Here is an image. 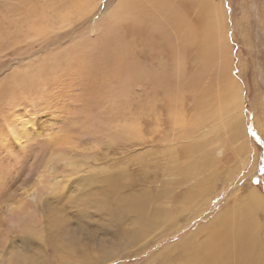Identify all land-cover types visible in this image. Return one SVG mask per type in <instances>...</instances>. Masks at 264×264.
Listing matches in <instances>:
<instances>
[{
	"label": "rangeland",
	"instance_id": "1",
	"mask_svg": "<svg viewBox=\"0 0 264 264\" xmlns=\"http://www.w3.org/2000/svg\"><path fill=\"white\" fill-rule=\"evenodd\" d=\"M4 1L0 264H154L151 257L160 256L168 243L216 219L222 225L250 190L264 204V0H210L220 5L219 31L231 49L226 52L231 74L241 86L236 124L242 132L233 138L226 124L234 120L237 107L224 102L213 65L204 66L198 58V43L171 32L169 22L162 34L154 23L162 28L163 20L154 21L151 31L139 15L140 31L135 33L124 27L134 18L122 15L120 21L118 0H89L92 10L83 13L81 5L71 25L56 26L51 39L32 43L31 0H12V7ZM177 1L197 28L196 7L187 10L188 4ZM109 10L114 13L103 18ZM53 16L49 12L48 20ZM110 20H119L113 21L116 30ZM8 21L16 22V29ZM80 33L86 34L76 42L75 53L76 45L70 43ZM118 56H128L129 69L110 59ZM63 59L72 68L54 76ZM12 128L20 133L18 138L11 137ZM105 175L114 178L120 194L139 193L133 202L146 195V216L155 207L175 209V225L183 229L146 243L148 237L139 231L138 239L119 244L116 234L131 228L136 218L132 213L123 214V219L115 216L118 230L92 209L74 217L77 220L71 218L65 203L88 193L87 176L102 180ZM33 189H38L35 200L30 198ZM181 192L185 198L175 202ZM251 215L264 247V211L254 208ZM67 227L69 232H62ZM111 227L117 233H110ZM65 242L75 247L72 252L80 259L62 257L60 245Z\"/></svg>",
	"mask_w": 264,
	"mask_h": 264
},
{
	"label": "bare ground",
	"instance_id": "2",
	"mask_svg": "<svg viewBox=\"0 0 264 264\" xmlns=\"http://www.w3.org/2000/svg\"><path fill=\"white\" fill-rule=\"evenodd\" d=\"M8 1H10V7H12L11 6L12 0H8ZM31 1H33V5ZM31 1H30V16L33 17H30V22H28V24H30V42L32 43H35L37 41L42 42L44 40L46 41V39H51L52 36L50 35V32L52 30H55L56 26H59V28L62 27L65 28L64 27L65 25L66 26L71 25L74 19H77L79 17L77 10L81 7V5L83 8L82 9L83 13L92 10V8L91 9L89 8V4L87 2L89 0H31ZM182 1H183V5L188 4L186 5V9L187 8L190 9V7L195 6L196 9L198 10V11L196 10L197 12H199L198 15L199 25L197 26V28L195 27L193 28V23H191L192 21L191 22L188 21L186 16L187 14L183 13V10L181 11V9H183L182 5L177 0L176 1L118 0L117 4H121L120 7L122 9L120 10L123 11V13L119 14L118 17L120 18V21H123L122 20L123 18L120 17L122 15H129L130 17L134 18L132 20L133 23L131 24L128 23L126 24L124 21L123 22L125 25L124 27L126 29L127 28L132 30L135 29L136 30L135 33H139L140 31L141 23L139 20V15H141L145 19V23L143 24L150 25L151 31L152 29H154V27L153 28L151 27V25H153V22L154 21L161 22L159 21V19H161L163 20V23H165V25L162 24L163 25L162 28H160V25L158 23H154V24H156V26L157 25L159 26V29H157L156 27L155 28L161 31L162 34H166L164 31L166 30L165 28L167 22H169L167 26H170L171 32L173 31L179 34L181 33L182 39H192L198 43V58L200 59L201 62H203L202 64H204V66L210 67L213 65L214 74H216L215 78L218 81L217 82L218 88L219 91L221 89L220 94L223 100H225L224 102H231L232 105H235V107H237L238 109V113L234 117V120L233 121L232 119L227 120V124H226V126L228 127L230 126L229 129H232L233 132L232 138L237 137L239 133H241L242 131L241 128L236 124L240 119L238 117L241 115L239 114L240 107L237 106L236 104L238 103L240 105L239 96L240 93L242 92H241V86L236 81L235 77L231 74V67H232L230 61L231 59L229 58L228 54H226V52L228 53L229 50H231L228 46L229 45L227 43L228 41L224 37V35H222L219 31L217 18L219 13H221L219 10L220 5L211 3L210 0H181V2ZM6 2L7 1H4V3ZM8 3L9 2H7V4ZM146 3L149 4L145 5ZM3 6L5 5L3 4ZM57 11H59L60 13L57 14ZM113 11L109 10L104 15L103 18L108 17L109 19L112 13H114ZM49 12L54 13V16L52 17L51 20H48ZM113 21H111L112 26L115 22ZM47 22H51L52 25L51 28L47 25ZM116 22H119V20L118 21L116 20ZM11 24H13L12 25L13 30L16 29L17 23L9 22L8 26H11ZM109 29L110 28H108V30ZM113 30H116L115 27ZM100 31H101V25H98L95 28L94 35H97ZM85 34L86 33H80V35L77 34L78 36L75 35L70 44L76 45V42L78 44V42L81 41V39L85 36ZM159 37L160 36H158V38ZM153 38L156 37L153 36ZM59 49H62V47H59ZM76 50L78 51H75V53H78L79 52L78 45H76ZM76 56L77 55H73V58L79 57ZM109 57L112 56L109 55ZM65 59H63L64 63H62L56 70L52 72L54 76L56 74H65L72 68V65L66 63ZM110 59H112L114 63L118 64L119 67L126 68L127 66H129L128 65L129 63L127 62L128 56H124V57L118 56L116 59L114 58H110ZM78 66L79 65H75L74 67L76 68ZM129 71H131V69ZM47 75L50 76L51 74L49 73ZM18 133L19 132L16 131L15 129L14 133L12 132L11 137L13 138L14 136L15 138L16 137L18 138ZM24 135H26V133ZM19 136L23 137L22 135ZM23 139L25 138L23 137ZM84 183L87 185L86 187L89 188L88 193L83 196L76 197L74 199V202L67 201L65 203L67 212L73 213V215L71 216V218L73 219H75L74 217L77 218L80 217L79 215L87 209H92L96 212H102V214H104L103 216L107 220H112L113 224L112 225L110 224L112 227H115L116 224H114V222L115 223L117 222V218L115 216H120L118 218L123 219L122 218L123 214L127 215V213L129 214L132 213L134 218L135 217L136 218L132 220L130 229H126L128 227V226L126 227V225H128L126 221V225L123 224V228L126 227L125 228L126 230L123 231L122 233H117L114 229H112V227H111L112 230L109 231L111 233L114 230V234L115 232L117 233L116 238L118 237V234H120L119 239H117L119 242L114 238L119 244H123L125 242H133L135 239H138L137 234L139 231H142V234L148 237L145 239L147 240L145 241L146 243L150 239L154 240V236L156 237L158 236L157 240L161 241L165 238L175 235L180 231V229L181 230L183 229L180 226L175 225L174 221L177 214L175 213V209L171 210L168 208L155 207L151 210V214L146 216V203H147V199L145 197L146 195L142 198L141 201L139 200L140 202H133L136 201L133 198H135L136 195H138L139 193L136 194L135 196H132L127 193L120 194L121 191L120 187L115 186V180L110 176L105 175V177L102 180L94 176H87V179L84 181ZM37 190L38 189H33L30 192V198L32 200L36 199ZM178 198L181 200L182 198L185 197L184 195L183 196L179 195V197L177 195L175 202H180V200H177ZM189 199L190 198L188 197L187 200ZM241 200L243 202L240 205H237L236 207L230 209L231 213L228 215L226 219H223L222 225L220 224L221 226L218 225L217 223L219 219H216L215 221L213 220L214 222L211 225L209 224L206 226H202L201 227L202 229L198 228L197 230L190 232L184 238L180 239L178 242L168 243L166 246H163L164 249L162 251L163 253H158L160 256L158 255L152 256L151 260L155 261L154 264H264V247L260 243L257 236L258 225L254 226L251 223V217H252L251 212L253 211L254 208H256L257 210L264 211L263 200L261 199L260 195L257 192L252 190H250L244 197H242ZM70 205L72 206V210H70ZM175 205H177V203H175ZM223 217L225 218L224 215ZM77 218L75 220H77ZM105 221L106 220L104 219L102 222L104 223L108 222ZM120 224L121 223H119V225ZM120 226L122 227V225ZM115 228H117V226ZM68 230L69 227H67V229L65 230H62V232L63 231L67 232ZM62 232L60 233L64 234ZM58 233L59 232L57 231V234ZM114 234L111 235L112 239L113 237H115ZM54 238L55 236L54 237L52 236L53 240ZM70 242H74V240H71ZM60 247L63 248V253H65V255L62 256V257L66 256L64 258L65 260L71 258L72 260L75 259L76 261L77 260L76 258L79 259L81 258L73 254L72 251H74L75 253V250H73L75 249V247H73L72 244L65 242L61 244ZM76 248H78V246ZM82 260L85 261V259H81V261Z\"/></svg>",
	"mask_w": 264,
	"mask_h": 264
}]
</instances>
